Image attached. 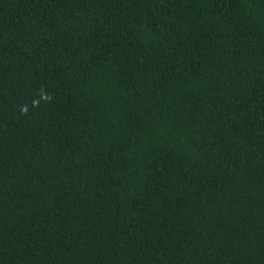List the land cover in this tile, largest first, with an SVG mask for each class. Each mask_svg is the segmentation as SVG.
<instances>
[{"label": "trees", "instance_id": "16d2710c", "mask_svg": "<svg viewBox=\"0 0 264 264\" xmlns=\"http://www.w3.org/2000/svg\"><path fill=\"white\" fill-rule=\"evenodd\" d=\"M0 264H264V0H0Z\"/></svg>", "mask_w": 264, "mask_h": 264}]
</instances>
